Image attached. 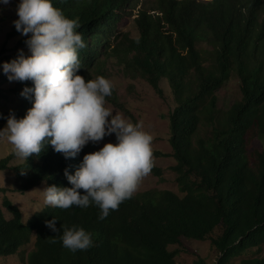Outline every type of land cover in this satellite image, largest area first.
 I'll use <instances>...</instances> for the list:
<instances>
[{
    "label": "trees",
    "instance_id": "trees-1",
    "mask_svg": "<svg viewBox=\"0 0 264 264\" xmlns=\"http://www.w3.org/2000/svg\"><path fill=\"white\" fill-rule=\"evenodd\" d=\"M52 3L78 22L76 31L87 46L79 50L77 74L86 80L104 76L108 59L118 52L124 20L137 23L140 37L129 40L127 51L134 56L127 63L161 95L163 80L176 95L177 107L168 118L173 152L155 154L170 155L176 162L171 169L177 174L179 192L134 194L103 220L94 203L66 210L47 205L25 218L19 204L4 196L0 259L25 255V264H179L180 249L170 247L187 239L210 241L218 253L214 264H264V147L252 152L247 148L255 138L264 142V1L158 0L153 7H146L144 0ZM30 35L14 26L8 33V40L17 38L14 50L8 52L6 43L0 49V107L9 98L2 87L10 83L3 65L17 59L20 48H28L25 40ZM204 42L212 51L201 47ZM234 74L240 76L243 98L228 109L219 108L217 92ZM25 87L34 84L23 81L10 90L23 99L22 109L2 116L0 127L10 115L24 118L33 106L34 95H20ZM105 99L124 109L114 87ZM202 126L211 127L203 133ZM91 152L88 143L77 156L66 159L45 144L38 156L15 162L11 151L0 159V173L10 172L16 179L14 190L22 194L52 185L72 187L64 170L74 175L83 156ZM151 173L162 177L163 169L153 162ZM53 217L58 233L45 224ZM62 225L83 228L91 235L92 246L75 252L63 247ZM194 264L208 263L198 258Z\"/></svg>",
    "mask_w": 264,
    "mask_h": 264
},
{
    "label": "clouds",
    "instance_id": "clouds-1",
    "mask_svg": "<svg viewBox=\"0 0 264 264\" xmlns=\"http://www.w3.org/2000/svg\"><path fill=\"white\" fill-rule=\"evenodd\" d=\"M3 2L8 4L9 0ZM17 15L18 20L13 21L16 30L24 36L31 34L25 40L31 54L25 56L20 50L17 59L5 63L3 70L9 74V81H32L34 87H25L20 95H34V101L24 118H7L0 138L7 140L20 159L38 156L45 144L68 159L77 156L89 142L98 143L114 133L117 142L85 154L74 175L64 170L72 187L52 185L40 190L44 204L54 208H87L94 203L103 220L110 210H118L131 198L151 173L154 137L142 123L134 124L118 112L113 115L105 106V98L113 91L109 79L98 76L86 80L77 74L81 68L79 50L87 46L76 31L77 21L67 18L52 0H20ZM56 221L53 217L45 224L58 233L61 230L56 228ZM62 229V245L70 251L92 246L91 235L83 228L62 225Z\"/></svg>",
    "mask_w": 264,
    "mask_h": 264
},
{
    "label": "rangeland",
    "instance_id": "rangeland-1",
    "mask_svg": "<svg viewBox=\"0 0 264 264\" xmlns=\"http://www.w3.org/2000/svg\"><path fill=\"white\" fill-rule=\"evenodd\" d=\"M204 3H209L214 0H200ZM264 1V0H263ZM20 0H9L8 4H4L0 0V49L3 45L7 44L8 52H12L15 48L17 38L8 40V33L15 26L13 21L18 20L17 6ZM158 0H144L146 7L156 6ZM120 43L118 44V52L112 53L107 61L104 77L109 79L113 87L119 93L120 101L124 109L117 107L114 103L106 101V107L110 108L115 113H121L123 116L132 123H142L144 130L148 131L154 137L152 142L154 162L158 167L163 169L162 177L150 173L145 177L140 184L136 194H141L148 190H170L179 192V185L176 182L177 174L171 169L176 165L172 161L170 155L173 152L170 146L171 130L168 119L170 114L177 107L176 95L169 81L163 80L162 88L164 90L161 95L151 83L137 70L130 68L127 61L132 60L134 53H128L127 46L130 39L140 37V31L137 23L129 18H126L120 28ZM201 47L206 50L212 51V46L208 42L201 44ZM24 51H29L28 48H20ZM30 52V51H29ZM210 64V63H209ZM100 76V75H99ZM98 77V76H97ZM21 81H10L4 83L3 88L8 90L9 98L4 100L0 107V118L5 114L20 111L23 99L14 92L19 86ZM219 108L228 109L235 102L243 98L241 90V80L238 74H234L231 81L220 89L218 92ZM111 117H109V120ZM7 122V121H6ZM1 124L0 130H3L7 123ZM211 126H202L201 130L204 133L210 129ZM115 134L106 135L103 140L98 143L89 142L94 151L100 150L105 143H116ZM264 147V142L257 138L253 139L247 146L250 152L254 150H261ZM12 151V146L6 139L0 138V159L5 158ZM164 152L170 154L169 156H157L155 152ZM23 159L16 158L15 162H21ZM12 172V171H11ZM10 172L0 173V204L2 205L4 196H10L13 201L19 204L24 212L25 218L31 217L36 212L42 211L47 205L44 204L42 192L45 187L40 188L38 191L22 194L14 190L16 179L10 176ZM7 188V189H5ZM4 189V190H1ZM12 191H9L11 190ZM8 217L12 215L5 211ZM34 248V241L28 246L31 251ZM180 249L177 256L179 264H194L198 258H203L208 264H214L217 260L218 253L212 248L210 241H195L184 239L182 244L171 246L170 250ZM264 257V249L261 252ZM25 255H17L14 257L0 259V264H25Z\"/></svg>",
    "mask_w": 264,
    "mask_h": 264
}]
</instances>
